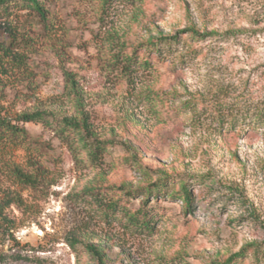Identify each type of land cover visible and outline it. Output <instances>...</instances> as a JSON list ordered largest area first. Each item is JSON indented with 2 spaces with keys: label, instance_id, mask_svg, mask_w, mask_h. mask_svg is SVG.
<instances>
[{
  "label": "rangeland",
  "instance_id": "obj_1",
  "mask_svg": "<svg viewBox=\"0 0 264 264\" xmlns=\"http://www.w3.org/2000/svg\"><path fill=\"white\" fill-rule=\"evenodd\" d=\"M39 1L48 27L21 10L31 45L0 50V115L52 116L0 142V264H98L85 245L104 264H264V0ZM160 37L178 42L159 55ZM81 115L98 161L60 134ZM143 206L150 229L127 218Z\"/></svg>",
  "mask_w": 264,
  "mask_h": 264
},
{
  "label": "trees",
  "instance_id": "obj_2",
  "mask_svg": "<svg viewBox=\"0 0 264 264\" xmlns=\"http://www.w3.org/2000/svg\"><path fill=\"white\" fill-rule=\"evenodd\" d=\"M118 3L123 1L129 2L134 0H114ZM33 10L36 16L39 19V22L43 24L44 27H48L49 25V11L48 9L40 3L39 0H0V50L4 52L7 49H13L16 47H29L31 45V39L28 37L27 31L23 30L22 34L21 30L18 32V28L14 27L12 24L14 23L13 17L18 14L21 10ZM11 16H13L11 18ZM190 33L192 37L196 40H202L208 36H211L214 33H200L196 29H190ZM176 43L178 42L177 37H160L157 40H151L147 43L151 47V49H155L159 55H161V48L159 45L165 43ZM7 53V52H6ZM19 60V59H18ZM135 55H125L124 63L125 67L123 72L128 76H131V73L135 70L134 66L138 64ZM141 65L145 67H151V63L147 60L141 61ZM137 68V67H136ZM255 122L259 125H264V108H262L257 115H254ZM50 116L48 113L44 111H34V112H25L18 116L8 117L0 115V142L3 141H11L14 138H25L28 134V131L25 127L26 124L31 122H42V123H50ZM60 127V134H63L66 130H74L77 133L76 141L80 144L81 148H83L88 157L92 161L100 160L103 152L108 145L107 141L99 140L93 133L92 126L89 123L88 117L85 115H81L80 117H70L63 118L61 121H58ZM16 178L27 185H34V175L32 173H25L22 170H16L14 172ZM183 198L185 204L188 206L191 205L193 201V197L190 192H188L185 188L182 191ZM128 220L132 224H137L144 229H150V211L146 206L140 207L137 211L128 215ZM10 222L9 220L2 214L1 206H0V236L2 235H10ZM80 241L73 240L70 241L72 247L78 244ZM96 257L98 260V264H104L102 260V256L99 251L93 245H85ZM1 256V255H0ZM23 257L18 255V257ZM244 256L243 249H240L237 253L230 255L224 262L221 264H234L236 258H242Z\"/></svg>",
  "mask_w": 264,
  "mask_h": 264
}]
</instances>
